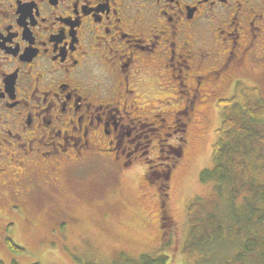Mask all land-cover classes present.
Listing matches in <instances>:
<instances>
[{
    "label": "flooded vegetation",
    "instance_id": "1",
    "mask_svg": "<svg viewBox=\"0 0 264 264\" xmlns=\"http://www.w3.org/2000/svg\"><path fill=\"white\" fill-rule=\"evenodd\" d=\"M262 57L264 0H0V197L144 164L164 243L196 103Z\"/></svg>",
    "mask_w": 264,
    "mask_h": 264
},
{
    "label": "rangeland",
    "instance_id": "2",
    "mask_svg": "<svg viewBox=\"0 0 264 264\" xmlns=\"http://www.w3.org/2000/svg\"><path fill=\"white\" fill-rule=\"evenodd\" d=\"M243 70L242 80L259 85L264 98V57L252 67L245 65ZM232 92L233 87L226 89L222 97H229ZM217 100L207 97L197 102L191 114L185 153L168 181L165 218L171 221L168 227L163 219L166 226H161L168 239L164 249L159 242L155 199L142 195L140 189L145 165L137 163L103 171L83 165L75 174L78 185L67 183L64 191L1 195L0 264H124L138 260L142 253L168 254L172 264H221L239 250L235 231L240 227L243 237L245 222H235L241 204L231 202L225 187L219 189L214 181H200V173L212 165L215 131L223 116ZM162 106L166 110L172 107L169 103ZM257 128L264 130V123ZM154 181L144 182L145 192L156 195ZM92 182H97L98 187L94 188ZM193 201L218 215L224 234L189 256L183 255L181 248L188 229V205ZM252 228L257 235L264 234V222ZM7 240L22 251L12 252Z\"/></svg>",
    "mask_w": 264,
    "mask_h": 264
},
{
    "label": "trees",
    "instance_id": "3",
    "mask_svg": "<svg viewBox=\"0 0 264 264\" xmlns=\"http://www.w3.org/2000/svg\"><path fill=\"white\" fill-rule=\"evenodd\" d=\"M217 105L223 108V116L215 131L212 165L200 173V181H214L215 187L220 185L219 189L225 187L231 202L239 201L241 204L235 222L242 225L245 222L243 237L240 227L235 231L239 250L225 257L221 264H254V259L257 260L255 264H264V234L257 235L252 228L254 224L264 222V130L257 128L264 123V98L258 86L237 81L232 94L218 99ZM187 220L188 229L181 248L183 255L190 256L203 250L204 246L224 234L218 215L209 212L199 202L193 201L188 205ZM7 246L12 252L22 251L11 240H7ZM166 246L162 243V249ZM124 264L172 262L165 253H142L138 260Z\"/></svg>",
    "mask_w": 264,
    "mask_h": 264
}]
</instances>
